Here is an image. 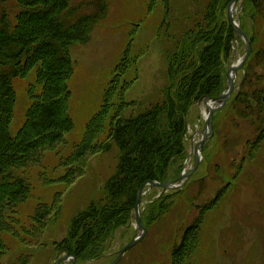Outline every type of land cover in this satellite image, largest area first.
I'll return each instance as SVG.
<instances>
[{
	"label": "rangeland",
	"instance_id": "374dc122",
	"mask_svg": "<svg viewBox=\"0 0 264 264\" xmlns=\"http://www.w3.org/2000/svg\"><path fill=\"white\" fill-rule=\"evenodd\" d=\"M88 1L74 0V4ZM108 1L107 19L95 29L86 45L71 50L74 77L69 84L70 116L74 131L54 149L41 152L34 161L14 170L15 177L30 185L31 194L5 217V221L16 220L18 224L10 231L9 222H4L6 230L2 238L6 250L0 255V264H52L56 260L60 255L56 245L66 238L71 220L102 197L118 167L119 153L114 147L109 153L89 154L84 163H79L82 165L67 163L87 123L101 105L127 44H133L136 53L133 57H138L135 68L138 78L126 95L127 102L135 103L125 113L129 117L162 100L176 43L184 31L203 22L209 4V0H172L168 15L161 3L149 15L147 0ZM16 3L17 0H0V14H12ZM234 20L251 41L252 56L237 73L233 95L214 114V133L206 143L199 169L178 194L176 189L166 192L165 196L172 195V199L164 204L173 203L166 214H162L165 200L160 198L165 191L146 189L141 216L153 220L143 224L146 229L143 240L118 264H172L173 248L180 245L184 231L198 221L202 222L198 248L182 264H264V102L260 108L252 98L253 93H261V99L264 98V0L260 6L240 0ZM246 49L245 43L236 38L232 57L225 65L226 76L232 65L244 58ZM31 84L32 77L14 81L13 136L24 125L32 105L28 97ZM242 96L247 100L242 102L239 99ZM205 111L201 105L191 110L184 139L189 158L193 156L192 149L201 142ZM71 167L77 173L66 181ZM184 172L189 170L184 171L183 166L180 176ZM224 188L227 189L219 194ZM45 210L50 213L44 224L36 217ZM139 234L133 215L130 225L116 233L108 255L90 264H111Z\"/></svg>",
	"mask_w": 264,
	"mask_h": 264
},
{
	"label": "trees",
	"instance_id": "16d2710c",
	"mask_svg": "<svg viewBox=\"0 0 264 264\" xmlns=\"http://www.w3.org/2000/svg\"><path fill=\"white\" fill-rule=\"evenodd\" d=\"M147 1L149 15L159 3L164 6L165 15L169 14L172 0ZM248 2L260 6L262 0ZM230 3L231 0H209L203 22L184 31L176 43L162 100L129 117L125 113L135 103L127 102L126 95L138 78V57H133V44H127L101 105L67 163H84L89 154L109 153L114 147L119 153L118 167L102 197L73 217L66 238L56 245L59 254L73 255L78 264L103 259L111 250L116 233L132 222L140 188L146 183L163 184L179 178L188 157L184 139L192 108L205 98L219 97L227 83L225 65L232 57L236 40L227 15ZM108 14V0H89L80 5L74 0H17L12 14H0V255L6 250L2 235L7 213L31 194L30 185L15 177L14 170L28 165L41 152L54 149L74 131L70 116L69 84L74 77L71 50L86 45ZM132 74L135 75L131 78ZM31 77L28 97L32 105L24 125L13 136V84ZM252 98L261 108V93H253ZM239 99L247 100L244 96ZM71 168L66 181L77 173ZM166 194L162 192L160 197L165 200L162 214L173 206L172 202L164 204L172 199ZM49 213L45 210L36 219L45 224ZM152 220L142 215L144 225ZM9 224L11 231L18 222ZM201 225L198 221L184 231L180 245L172 250V264H182L194 256Z\"/></svg>",
	"mask_w": 264,
	"mask_h": 264
},
{
	"label": "water",
	"instance_id": "95a60500",
	"mask_svg": "<svg viewBox=\"0 0 264 264\" xmlns=\"http://www.w3.org/2000/svg\"><path fill=\"white\" fill-rule=\"evenodd\" d=\"M240 0H231L229 9H228V18L230 25L233 29V31L236 33L237 38L241 39L247 46V51L244 56V59L240 61L237 65L233 66L228 70L227 72V86L225 88V92L219 96L218 98H205L203 101V105L206 108L208 112V117L205 121V128L201 132L202 140L201 142L196 145L193 149V158H194V167L186 174H182L178 179L168 182L165 184H160L157 182H150L144 184L139 192H138V197L136 201V205L134 207V213H135V219L136 223L138 225V229L140 231V234L138 237L134 238L132 242L126 246L124 249L121 250L119 253V256L117 259H115L111 264H118L122 258L129 252L131 251L138 243H140L145 234H146V229L142 224V219H141V204H142V198L145 195V189L149 187L150 189L153 188H158L161 189L165 192H168L170 190H175V189H181L190 179L191 177L195 174V172L199 169L201 159H202V153L205 148V145L208 141L209 138L213 136V117L214 114L222 109L227 101L231 98L235 91V80L233 79V74L237 75V73L243 69L244 65L246 62L249 60L251 54H252V46L250 41L248 40L247 36L241 31L239 26L235 23L232 15V9L236 7V5L239 3ZM214 104L212 107L210 104ZM77 264L76 259L70 255L66 254L63 257H59L55 260L53 264Z\"/></svg>",
	"mask_w": 264,
	"mask_h": 264
},
{
	"label": "bare ground",
	"instance_id": "6f19581e",
	"mask_svg": "<svg viewBox=\"0 0 264 264\" xmlns=\"http://www.w3.org/2000/svg\"><path fill=\"white\" fill-rule=\"evenodd\" d=\"M234 10H235V8H233L232 9V15H233V19H234ZM235 21V20H234ZM236 23V22H235ZM237 24V23H236ZM240 28V27H239ZM241 29V28H240ZM242 31V30H241ZM241 40V39H240ZM242 41V40H241ZM247 47V46H246ZM247 50V49H246ZM235 65H237V64H235ZM233 79L234 80H236L237 79V76L235 75V74H233ZM212 107L214 106V104H210ZM208 116V113H206L205 114V117L204 118H206ZM185 163H187V160L185 161ZM172 182V181H171ZM190 182V181H189ZM149 189V188H148ZM152 190V189H151ZM143 224V223H142ZM68 255V254H67ZM71 255V254H70ZM73 256V255H72ZM74 257V256H73ZM75 258V257H74ZM56 259H57V257H56ZM76 259V258H75ZM123 259V258H122ZM77 261V260H76ZM78 264V263H77Z\"/></svg>",
	"mask_w": 264,
	"mask_h": 264
},
{
	"label": "flooded vegetation",
	"instance_id": "af4514ba",
	"mask_svg": "<svg viewBox=\"0 0 264 264\" xmlns=\"http://www.w3.org/2000/svg\"><path fill=\"white\" fill-rule=\"evenodd\" d=\"M242 30V29H241ZM243 31V30H242ZM244 33V32H243ZM245 34V33H244ZM246 35V34H245Z\"/></svg>",
	"mask_w": 264,
	"mask_h": 264
}]
</instances>
